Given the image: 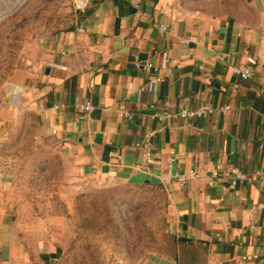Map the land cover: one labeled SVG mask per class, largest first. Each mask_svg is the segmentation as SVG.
<instances>
[{"label":"crops","instance_id":"crops-1","mask_svg":"<svg viewBox=\"0 0 264 264\" xmlns=\"http://www.w3.org/2000/svg\"><path fill=\"white\" fill-rule=\"evenodd\" d=\"M77 3L76 27L39 45L0 88V125L9 111L27 110L47 133L55 131L82 176L100 185L130 179L163 188L169 231L199 251L197 262L264 264V186L206 183L217 164L264 172V0ZM247 57L256 65L242 79L232 68L246 67ZM149 59L163 78L153 93L146 91L149 72L135 67ZM84 102L89 113L74 110ZM164 102L173 111H230L158 121ZM61 103L66 107L56 111ZM146 152L154 159L148 170ZM191 169L202 177L180 187L175 176ZM8 184L0 172V264H56V252L28 251ZM142 264L173 263L155 256Z\"/></svg>","mask_w":264,"mask_h":264},{"label":"rangeland","instance_id":"rangeland-1","mask_svg":"<svg viewBox=\"0 0 264 264\" xmlns=\"http://www.w3.org/2000/svg\"><path fill=\"white\" fill-rule=\"evenodd\" d=\"M77 2L0 0V88L39 45L76 27ZM0 172L32 254L56 252V264H142L155 256L201 264L198 250L171 235L163 188L130 179L100 185L82 176L27 110L9 111L0 125Z\"/></svg>","mask_w":264,"mask_h":264},{"label":"built area","instance_id":"built-area-1","mask_svg":"<svg viewBox=\"0 0 264 264\" xmlns=\"http://www.w3.org/2000/svg\"><path fill=\"white\" fill-rule=\"evenodd\" d=\"M162 29H165L161 26ZM181 44H187V41H181ZM220 60H225L221 58ZM246 67H233L232 73L242 79L250 78L252 74V66L256 65V61L252 57H247ZM135 67L148 71L149 73L146 76V91L148 93H153L158 84H160L163 78L158 75V67L154 64L152 60H146L143 64L135 62ZM66 106L64 104H57L54 106L56 111L64 109ZM73 108L75 111L80 113H89L92 110V105L90 102H84L80 104H74ZM230 111L229 106H222L220 108H213L212 106L205 105L199 108H188L182 107L177 111H173L169 102H164L161 104V112L154 114V117L158 121H165L171 119L190 121L195 119H201L212 115L216 112L226 116ZM52 135H55V131L52 132ZM120 159V157H118ZM154 164V159L149 152H146L144 155V160L142 166L148 170ZM202 170L200 169H191L186 174L176 175L175 180L180 187H184L189 181H196L202 177ZM220 181H226L229 187L244 186L246 184L258 183L264 186V172L260 171L255 174H246L242 172L238 167L235 166H222L217 164L213 167L210 172V175L206 179L208 186H213L215 183ZM257 256H254L253 259H256ZM243 261H246L247 258L242 257Z\"/></svg>","mask_w":264,"mask_h":264}]
</instances>
